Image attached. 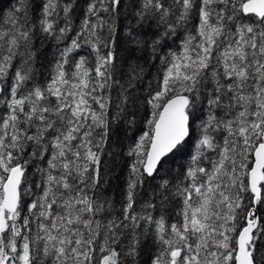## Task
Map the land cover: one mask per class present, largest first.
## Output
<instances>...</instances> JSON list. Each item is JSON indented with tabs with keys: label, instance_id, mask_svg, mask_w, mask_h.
<instances>
[{
	"label": "snow or ice",
	"instance_id": "snow-or-ice-1",
	"mask_svg": "<svg viewBox=\"0 0 264 264\" xmlns=\"http://www.w3.org/2000/svg\"><path fill=\"white\" fill-rule=\"evenodd\" d=\"M123 6L88 0L75 29V0H16L0 21V264H131L122 257L149 246L157 251L145 264H258L264 0H133L130 52L150 49L160 67L143 99L144 128L128 148L120 215L108 219L102 156L121 127L113 126L119 116L109 91L119 85ZM69 32L38 81L36 42L63 41ZM142 76L120 85L118 112L133 117L131 126L129 109L139 100L133 81ZM186 146L187 165L164 179ZM31 169L38 180L29 179ZM158 177L157 202L137 212V189Z\"/></svg>",
	"mask_w": 264,
	"mask_h": 264
},
{
	"label": "trees",
	"instance_id": "trees-1",
	"mask_svg": "<svg viewBox=\"0 0 264 264\" xmlns=\"http://www.w3.org/2000/svg\"><path fill=\"white\" fill-rule=\"evenodd\" d=\"M88 0H75V7L71 13V23L73 28L78 29L80 20L83 19V10L87 6ZM171 0H169V3ZM16 4V0H0V21H5L7 18V13L10 9ZM133 0H124V6L121 8L120 16L118 18L117 24L118 27L123 24L122 30L119 32L117 36V47L116 53L119 57L123 50L127 51V55L125 58L131 56L128 60L126 70H122L119 68V60L117 61V70L115 72V79L119 81V85H114L112 89L109 91V95L111 97V113L113 116H119V118L114 122V127L116 125H121L120 131L117 136H114L112 142L108 145V150L105 149V153L102 156V169H103V197L102 199L107 201L106 207L110 205L109 212L107 218L112 219L114 216H119L120 211L123 205L124 194L126 189V181L128 176V167L127 165L132 162V159L127 156L128 148L133 143L134 133L135 138H138L140 134V130L144 128L143 124H138L135 126V129L131 133L130 139L128 138L129 130L127 124H124L122 121L125 113H119L117 105L120 101L121 87H128L129 77L135 76L137 73H140L141 70L143 72V76L140 80L133 81L135 83V96L139 97L137 101V105L135 107H131L129 111H134L138 113L140 111L144 117L145 115V105L143 104V99L147 94V87L149 83L152 84V87L156 86L158 70H159V62L154 61L150 49L145 51L143 47H139L136 49L134 53L130 52L132 45L128 44L126 41V37L128 34L127 26L131 24L135 27L134 17L131 15L133 12ZM60 27H64L63 22L60 23ZM191 28V25H189ZM74 35V32H69L67 34V38L63 41H56L54 39H47L36 42V47L33 48V52L39 50V52L43 53L36 61V77L38 81L45 82L46 77L48 76L50 70L54 67L55 59L58 58V51L66 46L68 42H70V37ZM178 43V42H177ZM173 50H176L175 46H173ZM80 55L87 56L89 62H93L94 56L88 55L89 49L87 47H82L80 50ZM75 59H79V56H74ZM134 62V66H131L130 63ZM154 65V66H153ZM121 71L125 74L122 76ZM41 72L43 75H41ZM127 94V93H125ZM131 99V97H130ZM2 105H0V109H2ZM127 141V143H125ZM114 142V143H113ZM119 147V150L111 152L112 158L108 156L109 151H111V146L114 145ZM191 151L194 152V146ZM190 156L187 150L183 155H177L176 162L171 165V175H167V166L162 170L161 175L164 179L171 180L173 176H175L180 171V165L183 163L185 166L189 160ZM34 169H31L28 173L30 180H38V176L34 175ZM160 182V178L158 177L156 180L146 179L143 186L138 188L136 191V204L135 210L137 212H141L143 206L146 203L157 202L154 198V193L158 190L156 189V185ZM175 183V182H173ZM30 197H25L26 202H30ZM171 208V205H168ZM26 214V212H25ZM155 214V213H153ZM259 215L264 216V207L259 208ZM157 249H153L151 246L144 249L140 255L136 257H122L126 261L134 262L135 264H145L148 261V256L150 253H155ZM264 253V241L260 242L259 251L256 253V258L259 253ZM262 253V254H263ZM263 261V260H262Z\"/></svg>",
	"mask_w": 264,
	"mask_h": 264
},
{
	"label": "rangeland",
	"instance_id": "rangeland-1",
	"mask_svg": "<svg viewBox=\"0 0 264 264\" xmlns=\"http://www.w3.org/2000/svg\"><path fill=\"white\" fill-rule=\"evenodd\" d=\"M127 51H125V50H123L122 52H121V54H120V56H119V68L120 69H122V70H126V66L124 65V60H125V57H126V55H127V53H126ZM130 65L131 66H134V62H131L130 63ZM142 113L140 112V111H138V113H136V116H135V120H136V124H135V126L136 125H138V124H142V123H140V121H141V119L143 118L142 117ZM131 119H133V117H131V116H127L126 114L123 116V118H122V121H124V124L126 125H128V126H126V127H128V130H129V134H128V138L130 139V137H131V133L133 132V130L135 129V126H131V125H129V123H128V121L129 120H131ZM114 143V142H113ZM125 143H127V141H125ZM114 145V144H113ZM116 145V144H115ZM114 145V147L113 146H111V151H109L110 153H108V156H109V158L111 157L112 158V154H111V152H112V150L113 151H117V150H119V147L117 148V146H115ZM106 150H108V146L105 148ZM263 252H261V253H259L258 255H257V262H258V264H262V262H264V253L262 254ZM263 260V261H262ZM131 264H135L134 262H132Z\"/></svg>",
	"mask_w": 264,
	"mask_h": 264
},
{
	"label": "water",
	"instance_id": "water-1",
	"mask_svg": "<svg viewBox=\"0 0 264 264\" xmlns=\"http://www.w3.org/2000/svg\"><path fill=\"white\" fill-rule=\"evenodd\" d=\"M258 212H259V210H258Z\"/></svg>",
	"mask_w": 264,
	"mask_h": 264
}]
</instances>
